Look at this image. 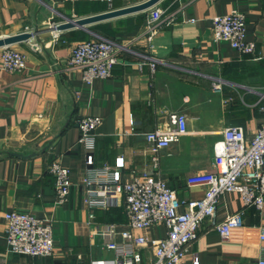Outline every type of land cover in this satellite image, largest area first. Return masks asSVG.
Listing matches in <instances>:
<instances>
[{"label":"crops","instance_id":"1","mask_svg":"<svg viewBox=\"0 0 264 264\" xmlns=\"http://www.w3.org/2000/svg\"><path fill=\"white\" fill-rule=\"evenodd\" d=\"M144 1L0 0V39L36 32L28 41L8 46L25 56L24 68L15 73L0 69V264L116 261L106 245L121 243V233L129 229L124 199L115 196L117 204L106 209L83 205L81 177L88 155L93 168L113 166L116 158H123V181L147 173L165 182L178 200H197L205 188H188L186 179L213 172V144L222 131L241 127L250 140L264 124V0H160L153 6L163 13L152 48L144 34L150 8L84 28L49 30L65 18H87ZM233 10L245 15V40L255 42L260 60L212 39V18ZM54 31L58 43L52 42ZM95 37L129 50L119 55L109 78L85 84L80 70L69 63L71 49ZM148 59L158 62L154 72L146 65ZM216 81L222 84L219 93L213 90ZM171 112L186 115L187 134L157 154L154 168L144 134L165 127ZM88 116L101 118L91 151L78 144L77 122ZM54 159L69 170L70 195L63 205L54 204V182L47 171ZM240 210V194L225 193L216 220ZM11 211L51 219L54 252L49 259L8 251L3 214ZM242 220L243 226L225 240L203 221L186 264H256L264 259L259 238L264 208H245ZM108 226L113 234L106 231ZM136 233L158 240L165 237V227ZM153 260L149 243L135 248L136 264Z\"/></svg>","mask_w":264,"mask_h":264},{"label":"built area","instance_id":"2","mask_svg":"<svg viewBox=\"0 0 264 264\" xmlns=\"http://www.w3.org/2000/svg\"><path fill=\"white\" fill-rule=\"evenodd\" d=\"M148 0H145L146 2ZM162 11L150 8L145 21V38L152 48V40L158 33ZM170 19L169 22H172ZM168 22V23H169ZM57 25L51 27L55 30ZM25 32L29 33L28 30ZM212 39L227 42L241 55H250L260 60L255 42L245 40V15L231 11L212 18ZM59 34L54 31L52 42L58 43ZM65 43V41H62ZM32 49H37L31 46ZM127 45L95 37L76 43L71 49L69 63L80 70L81 79L91 84L96 79H106L112 75L114 66ZM146 60V58H145ZM23 54L5 46L0 54V69L15 73L25 66ZM157 61L148 59L146 65L154 72ZM215 92H221V82L213 84ZM264 111V107L261 108ZM101 123L97 116L82 117L77 122L78 144L86 151L94 149L95 131ZM187 134V117L184 113L171 112L168 123L163 128L144 134L147 152L152 156L154 168L158 166L157 154L177 143ZM213 172L197 173L186 179L188 188L204 187L202 198L180 201L175 192L165 182L153 179L147 173L134 176L132 181L122 180L123 158H116L113 166L103 165L93 168V158L86 157V169L81 177V201L90 210L106 209L116 205L115 196L124 199V212L128 230L121 233V243L110 242L106 248L115 254L116 261L109 264H136L135 248L149 243L154 252V260L147 264H186L189 247L197 239L199 226L207 221L223 239H227L233 229L243 226L242 215L245 208L262 211L264 208V124L260 125L250 140H246L241 127H226L221 139L213 144ZM54 182V204L67 202L71 183L69 170L54 159L47 167ZM228 192L240 194L242 210L228 216L223 221L216 220L220 197ZM182 208L183 212H178ZM93 219V214H89ZM6 224V244L10 253L29 257L49 259L54 252L52 221L48 217L34 218L29 214L11 211L3 214ZM154 225L165 227V237L147 240L136 232H143ZM260 241H264V228H259ZM106 231L113 234V227ZM121 260V263H119ZM193 264H198L193 262ZM256 264H264L259 259Z\"/></svg>","mask_w":264,"mask_h":264},{"label":"water","instance_id":"3","mask_svg":"<svg viewBox=\"0 0 264 264\" xmlns=\"http://www.w3.org/2000/svg\"><path fill=\"white\" fill-rule=\"evenodd\" d=\"M160 0H148L146 2L129 6L120 10H115L111 12H105L96 16H91L87 18H81L77 20L65 18L64 22L56 26V30L62 31V30H67V29H72V28H84L87 25H90L95 22H100L104 21L110 18L118 17L121 15H126L134 12H139V11H145L154 5H156ZM54 28L50 27L49 30H52ZM36 32L32 33H21L15 36H10L7 38L0 39V47H5L9 46L18 42L22 41H28L33 35H35ZM10 156H18V154L11 153L9 154Z\"/></svg>","mask_w":264,"mask_h":264},{"label":"trees","instance_id":"4","mask_svg":"<svg viewBox=\"0 0 264 264\" xmlns=\"http://www.w3.org/2000/svg\"><path fill=\"white\" fill-rule=\"evenodd\" d=\"M107 39H109V38H107Z\"/></svg>","mask_w":264,"mask_h":264}]
</instances>
